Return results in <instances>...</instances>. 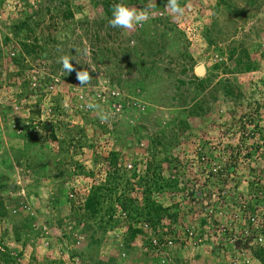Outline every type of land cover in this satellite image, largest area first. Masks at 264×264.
Listing matches in <instances>:
<instances>
[{
	"label": "rangeland",
	"instance_id": "1",
	"mask_svg": "<svg viewBox=\"0 0 264 264\" xmlns=\"http://www.w3.org/2000/svg\"><path fill=\"white\" fill-rule=\"evenodd\" d=\"M117 2L0 0V264H232L236 248L202 212L215 193L232 208L264 189V0H179L180 16L168 0H125L148 6L132 29L109 26ZM26 38L44 50L16 65L13 46ZM71 54L80 63L66 73L59 58ZM134 172L196 226L168 259L146 235L129 240L121 210L108 212L120 196L142 201ZM155 173L180 181L157 191ZM96 186L105 203L90 220Z\"/></svg>",
	"mask_w": 264,
	"mask_h": 264
},
{
	"label": "trees",
	"instance_id": "2",
	"mask_svg": "<svg viewBox=\"0 0 264 264\" xmlns=\"http://www.w3.org/2000/svg\"><path fill=\"white\" fill-rule=\"evenodd\" d=\"M74 14L71 10L68 12V16L66 19H73ZM21 29V28H20ZM30 39L26 38L19 42V44L13 46L14 51L16 52L15 56L12 57V62L16 65H22L25 62L24 57L36 60L39 58L40 51L44 50V46H41L38 44V38H35L34 43L29 42ZM41 56V55H40ZM40 59V58H39ZM255 66L251 63L245 64V72H250L254 70ZM197 79H200L197 76ZM204 80H201L199 84H203ZM45 128L48 130H51V135L53 139H56V135L53 131V127L50 124H46ZM112 165L114 172H113V179L117 180L120 175V171L124 170L120 167L117 158H114L112 160ZM162 165L157 166V170L162 171ZM152 167H148V170H151ZM226 171L228 173H231L233 171L232 167L226 168ZM115 175V176H114ZM155 176H157V173H155ZM132 177L139 178L138 184L142 185L143 183L147 185L149 182V179L151 181V177L148 178L146 175L140 176L137 174V172H134L132 174ZM153 177V176H152ZM174 179V180H173ZM173 179L166 180L164 184L160 183L161 180H163L160 176H157V178L154 180V188L157 191L163 190L165 188H174L177 187V184L180 180H178L176 177ZM151 184V183H150ZM102 186H96L91 193L87 196L83 210L85 216L90 219L94 220L101 212V208L103 207L105 203V193ZM110 191H113V188H107ZM264 190V189H263ZM262 189L258 190L256 192V196L258 199H260L259 192H264ZM152 188L148 187L147 189L143 191V198L140 202L138 198H134L133 196H120L117 197L116 200L111 204V206L108 208L109 213L112 215L116 213V211H120L125 215L124 222L128 226L127 232H129V240L136 241L139 236H148V239L145 241L147 242V245H150L151 238L153 236L148 235V231L144 229V224L148 225V228H150L149 231H152V235L158 236L162 238V241L164 240V236H171L172 238H178L180 237V229L179 225L184 224L182 222L185 213H188L189 211L183 212L180 210L179 204H176L175 206H172L171 208L164 207L160 203H158L155 199L152 198L151 192ZM123 195H126L125 193ZM195 196V195H194ZM197 197V194H196ZM116 205V207H115ZM115 212V213H114ZM109 217H112L109 214ZM203 224H206V220H202ZM182 241V240H179ZM176 245L179 244L177 241H175ZM184 244V242H180ZM252 239L249 240V242H246L247 245H251ZM235 248L237 250L242 249V245L235 244ZM252 248V247H251ZM171 249H169L170 251ZM253 257H256L262 264H264V247L263 246H255L253 248ZM257 262V261H255Z\"/></svg>",
	"mask_w": 264,
	"mask_h": 264
},
{
	"label": "built area",
	"instance_id": "3",
	"mask_svg": "<svg viewBox=\"0 0 264 264\" xmlns=\"http://www.w3.org/2000/svg\"><path fill=\"white\" fill-rule=\"evenodd\" d=\"M202 159L205 162L208 161L206 157H202ZM190 182L192 183V180ZM187 186L190 187L191 185L187 184ZM196 186L197 183L194 185L193 182L191 187ZM259 195L260 199L254 197L250 202L246 201L240 206L230 208L229 203H221L223 197L221 198L218 192L213 194L211 200L209 199L203 206V215L217 221L216 230L218 237L226 239L232 244L233 249L235 244L242 245L240 251L235 249V257L232 259V264H262L256 257H253V248L255 246L264 247V192H259ZM178 227L180 229V237L164 236L165 241L161 242L162 238L152 235L148 225L144 224V229L153 236L150 246L157 256L168 259L170 255L169 249L176 245L175 241L181 239L187 241L195 240L197 233L195 225L180 224ZM250 239H252V243L247 245L246 242H249Z\"/></svg>",
	"mask_w": 264,
	"mask_h": 264
},
{
	"label": "clouds",
	"instance_id": "4",
	"mask_svg": "<svg viewBox=\"0 0 264 264\" xmlns=\"http://www.w3.org/2000/svg\"><path fill=\"white\" fill-rule=\"evenodd\" d=\"M170 9L171 14L174 16H180L183 14V8L180 7L179 0H168L167 6ZM150 18L148 6L145 7L144 11H139L135 7L129 6L125 0H118L115 3L111 10V18L108 20V24L112 28L119 29H132L137 25H140L146 22ZM73 59L77 63H80L76 56L63 55L59 58V63L62 65V69L66 73H70L74 70V65L72 63ZM93 70L91 64H88ZM77 78L80 82V85H87L90 82L91 76L87 68L77 72ZM89 108H93L94 105H87ZM103 119H107L104 117ZM261 145V144H260ZM260 148V146H258Z\"/></svg>",
	"mask_w": 264,
	"mask_h": 264
},
{
	"label": "water",
	"instance_id": "5",
	"mask_svg": "<svg viewBox=\"0 0 264 264\" xmlns=\"http://www.w3.org/2000/svg\"><path fill=\"white\" fill-rule=\"evenodd\" d=\"M205 72H206V68L204 66L198 67L197 71H196L198 76H202ZM9 187H10V189H14L15 188V184H11Z\"/></svg>",
	"mask_w": 264,
	"mask_h": 264
},
{
	"label": "crops",
	"instance_id": "6",
	"mask_svg": "<svg viewBox=\"0 0 264 264\" xmlns=\"http://www.w3.org/2000/svg\"><path fill=\"white\" fill-rule=\"evenodd\" d=\"M259 146H260V144H259ZM247 147V146H246Z\"/></svg>",
	"mask_w": 264,
	"mask_h": 264
}]
</instances>
